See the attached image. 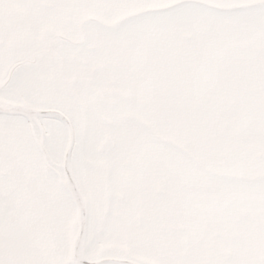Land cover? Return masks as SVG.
Returning a JSON list of instances; mask_svg holds the SVG:
<instances>
[{"label": "snow or ice", "instance_id": "1", "mask_svg": "<svg viewBox=\"0 0 264 264\" xmlns=\"http://www.w3.org/2000/svg\"><path fill=\"white\" fill-rule=\"evenodd\" d=\"M0 264H264V0H0Z\"/></svg>", "mask_w": 264, "mask_h": 264}]
</instances>
